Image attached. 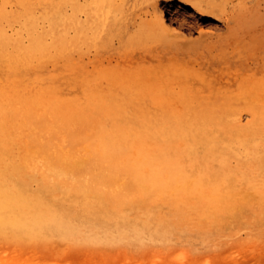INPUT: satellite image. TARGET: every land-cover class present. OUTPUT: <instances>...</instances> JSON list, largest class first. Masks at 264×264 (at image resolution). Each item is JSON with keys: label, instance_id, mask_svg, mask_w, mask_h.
Listing matches in <instances>:
<instances>
[{"label": "bare ground", "instance_id": "bare-ground-1", "mask_svg": "<svg viewBox=\"0 0 264 264\" xmlns=\"http://www.w3.org/2000/svg\"><path fill=\"white\" fill-rule=\"evenodd\" d=\"M180 1L185 4H183V6L191 5L194 9L193 12L197 15H201L204 19L211 17L218 21H222L226 28L224 43L226 44L227 64L229 68H236L234 73L238 74V76L236 75V84L239 89L237 93L240 94V96L257 95L259 91L257 92L256 88L250 89L243 87L242 89V64L248 58H253L254 62L259 61L260 64L258 65H264V0H253L250 5L243 9V0ZM155 3L152 5V8L157 9L158 6ZM66 6L71 7L70 12H68L67 8L64 9ZM114 7H116V5ZM80 10L82 12L85 10V17L83 19V14L80 13ZM111 12V0H90L86 8H81L77 0L0 1V234H5V239L6 236L12 239L28 237L27 241H30L31 246H24V249L21 250L25 251V254H27L26 252H31L28 254L34 255L38 251L36 249V240L39 239H49V241L51 239H54V241L81 239L95 245L105 241L109 243L128 242L130 245L129 242L131 241L135 242L139 240V242H141L142 240L140 241V239L144 238L146 234L148 236L147 238H149L153 230L159 232V235L156 232L159 237L160 233L168 230L164 225L160 224V217H158L159 223H154L146 219L147 217H145L146 212L143 211L144 209L142 210L143 212L139 214V221H135L136 219L132 215L133 205H128V203L133 202L136 197L134 193L131 195L127 191L125 181L119 174V169L121 168L126 169L128 173L134 175L136 188L141 195L139 199H142L144 202L147 197H150L159 205L167 203L166 206L170 208L173 214L172 217L170 216V222L168 221L169 227L191 224L196 215L202 211L200 210L202 204L205 207L209 205L212 211L211 215L215 216L214 222L220 223L223 219L224 212L232 209V206L236 202L235 189L239 184L236 175L231 170L225 171L226 173L223 175L221 171V166L223 165L221 162L218 163V166L210 167L206 165L208 159L215 155V153H222L224 151L223 149L226 142L224 143L225 140L223 138L222 128H226L225 125L229 124L228 122H233L238 119L236 116H238L239 113L237 115L235 105L227 106L225 102L220 105L222 106L221 110L223 113L221 117H223V119L215 118L213 114L214 110L211 108L213 106H211V104H201L193 107L191 114L187 116V123L192 124L193 122L195 127H187L186 124H183V127H181L182 124L176 122L172 125H163L158 118L148 119L144 121L145 123L134 126L132 120L127 119L120 108L115 104H110L107 108L109 109L108 111L114 114L116 119L124 125L126 129L120 133L117 131L102 130L95 137L97 140L94 148L96 151L95 153H100L99 155L102 158L101 162L103 168H101L100 171L101 176L94 175L92 177L90 174L88 175L87 171L83 169L85 166L84 161L88 156H85L86 154L81 156L79 152L80 156L70 153L63 143L66 141V138H63L62 144L58 146L59 148L56 146L53 148L54 144L50 138L44 136L45 134L42 131L44 126L42 122L43 119L41 118L42 115H48L53 120H61L60 117H64L67 122H72L73 119L80 117V100H78L77 97L66 98L56 95L54 92L55 88L58 86L53 85L54 83L40 88L34 87L35 89L31 86L29 87L26 83H22L21 79L23 76L21 77L20 74L36 62H41L56 54H68L72 50L80 48V40L89 29L92 30V35L97 37L98 28L100 29L101 26L107 23V18L110 16ZM148 23L155 29L154 31H157L161 36L166 37L173 34L168 30L167 26L169 25L165 24L162 11H158V13L153 15L152 18L148 20ZM170 23L172 24V22ZM180 24L184 27L186 25V27L192 30L194 29L186 18H182ZM203 29L204 28L201 26L200 31L203 32ZM173 30L178 36L183 33L180 26H175ZM216 35L218 36V34ZM195 47H197V45ZM146 50L147 49H145V52ZM143 52H141V54ZM147 52L149 53V51ZM62 64L65 63L63 62ZM90 64H92V62ZM74 65L75 64H73V66ZM138 65L140 66V64ZM260 66L258 68H260ZM134 68L136 69V67ZM261 69L262 68H260V70ZM7 71H9L13 77ZM4 74L7 75V81H4V78H2ZM61 74L62 71L59 75ZM72 76L73 75H71V77ZM127 77L128 76H126V78ZM37 80H39V77ZM94 81L91 77L86 76L84 86L82 85L81 102L84 105L82 107H84L86 111L92 108L95 109V115H104L103 108L105 106L101 103V94L97 91ZM31 82L32 81H30V83ZM34 82L35 81H33V83ZM147 83L148 82L141 80L138 84L143 88L140 89L138 86L140 93L142 96L145 95V98L139 103L141 106H143L147 98L151 96L150 92L147 91ZM117 84L124 86V88H126L125 85H127L122 81ZM128 88L129 90L132 89L131 92L134 93L133 87L130 88L129 86ZM128 93L130 92L128 91ZM158 96L161 95L158 94ZM223 99H225V97ZM21 111L22 115L20 114ZM174 116L178 117L179 113L174 114ZM206 119L211 120L213 125L212 128L205 127L206 125L203 122ZM46 135L51 136L52 133L50 132ZM179 135L184 136L183 138L185 139V142H183L181 146L189 145L188 152L194 154L196 159L195 164L188 165L187 167L186 165L184 166V162H182L183 158L178 155L175 144ZM92 147H94V145ZM181 149H183V147ZM241 149L242 148H240V150ZM234 150H236V148H234ZM247 151L248 150L245 152L247 153ZM249 154L250 153H248V155ZM114 155L116 157H114ZM127 176H125V178ZM78 190H80V200L76 197H72V193ZM110 198L115 200L113 206L110 205ZM139 199L136 198V200ZM76 200L80 201L84 208L80 216L68 214L63 209L65 202H73ZM138 208L141 209L140 207ZM192 213L193 215L191 217L190 214ZM260 214L262 213L260 212ZM217 235L219 236V234ZM168 239L170 240V236ZM241 240L242 239H240V241ZM156 241L158 240L156 239ZM16 242L19 241L16 240ZM40 243L42 245L44 244L42 242ZM71 243L67 244L66 247L63 245L57 252H52L49 256L45 257V262H38V264H82L81 260L73 255L72 244L74 243ZM52 245H54L53 242ZM59 245V242L55 243V248ZM189 247L190 245L186 248ZM163 250L164 249L161 251ZM232 251L235 250L233 249ZM232 251L230 250L229 253ZM248 252L251 254V251ZM232 253L230 255H232ZM183 255H185L186 258L183 259L187 260V254L184 252ZM234 255H236V253ZM162 256L161 254V257ZM239 256L241 255H238V257ZM175 257L176 256H174V258ZM189 257H191V255ZM231 257H233V255ZM255 257L256 253L254 255V258ZM180 258L182 259V257ZM176 259L179 261L178 263L181 261L184 263L183 259L179 260L177 257ZM234 261L237 262L236 259H234ZM206 263L209 264L211 262L209 260V263L208 261ZM206 263L204 262L203 264ZM88 264H92V262L88 261ZM94 264L109 263H107V260H102V262L95 261ZM189 264H194V262H190Z\"/></svg>", "mask_w": 264, "mask_h": 264}, {"label": "rangeland", "instance_id": "rangeland-1", "mask_svg": "<svg viewBox=\"0 0 264 264\" xmlns=\"http://www.w3.org/2000/svg\"><path fill=\"white\" fill-rule=\"evenodd\" d=\"M77 1L80 3L81 8H86L88 6V3L90 2V0ZM169 1L111 0L112 12L107 18V23L104 26H101L100 29L98 28L97 37H94L92 35V30L89 29L85 32L84 36L80 40V48H76L68 54H56L46 60L30 65L27 70H24L20 74L21 77L23 76L21 81L22 83H26V85L33 88H40L42 86H48L54 83L53 85L58 86L55 88L54 92L56 95H60L61 97L66 98L77 97V99L80 100V117L73 119L72 122H67L64 117H60L61 120H53L48 115H42L41 118L43 119L42 122L44 123L42 131L45 134L44 136L46 138H50V140L54 144L53 148H55V146L58 147L59 145H61V142H63V138H66V141H64L63 143L65 145V148L68 149L70 153H74L76 156H80L79 153L81 154V156L86 154L85 156L88 157H86L84 161L85 166L83 169L87 171L88 175L90 174V176L92 177L94 175L101 176L100 171L101 168H103L101 162L102 158L99 155L100 153H95L96 151L94 149L97 143V140L95 138L97 134H99V132L102 130L117 131L118 133H120L126 129V127L116 119L114 114L108 111L109 109L107 108L110 104H115L118 108H120L125 117L132 120L134 126L145 123L144 121H147L148 119L158 118L163 125H172L176 122L181 123V127H183V124H186L187 127H195V124L193 122L192 124L187 123V116L191 114L193 107L199 106L201 104H211V106H213L211 108L214 110L213 114L215 118L223 119V117H221L223 113V111L221 110L222 106L220 105L224 102L227 106L235 105L237 115L239 113V115L236 116L238 119L236 121L234 120L233 122H228L229 124L225 125L226 128H222L223 138L225 140L224 143L226 142L223 149L224 151L222 153H215V155L209 158L206 163V165L211 167L218 166V163L221 162L223 165L221 166L223 175H225V171L228 170H231L236 175L239 184L235 189L236 202L232 206V209H230L229 211L226 210L223 214L222 221H220V223H217L214 222L215 216L211 215L212 211L210 210L209 205L205 207L201 203L202 206L200 210L202 211L196 215L191 224L169 227L168 224L173 214L170 208L166 206L167 203H165L164 205H159L155 203L150 197H147L144 202L142 199H139L141 198V195L138 193V190L136 188L137 186L134 181V175L128 173L126 169L121 168L119 169V174L120 177H122V179H124L125 181L127 191L131 195H133L134 193L135 197L139 199L136 200L135 198L133 202L128 203V205H133L132 215L135 217V221H139V214L145 211V217H147L146 219L157 223L158 217H160V224L164 225V227L169 231L165 230L163 233H160L159 237V232L153 230L150 233L149 238H147L148 236L146 234L144 238L140 239V241L142 240L141 242H139V240H136L135 242L131 241L129 242L130 245L128 244V242L109 243L108 241H105L95 245L81 239H78L79 241L74 239H72V241H54V239H51L49 241V239H39L36 240V249L38 250L37 252L40 253L38 254L36 252L34 255L28 254L31 252H26L27 254H25V251H21L24 249V246H31L30 241H27L28 237L17 239L14 238V242V239L8 236H6L5 239V234L2 235L1 233L0 264H38V262H45V257L49 256L52 252H57V250L61 249L63 245L64 247H66V245L70 244L71 242L74 243H71L73 245L72 253L75 257H78L81 260L82 264H88V261H91L92 264H94L95 261L102 262V260H107V263L109 264H189L190 262H194V264H203L207 261L209 263V260L212 264H255L257 261L258 262L256 264H264V65H258L260 64L259 61L254 62L253 58H248L247 60H245V62L242 64V89L243 87H247L250 89L256 88L257 92H259L257 95L240 96V94L237 93L239 89L236 84V75L238 76V74L234 73V71H236V68H229V65L227 64L226 44L224 43L226 28L223 25L222 21H218L211 17L204 19L203 17H201V15H197L193 12L194 9L191 5L183 6L184 3H182L180 0ZM247 1L250 2L248 3ZM247 1H242V9L253 2V0ZM154 3L157 4V9L152 8V5ZM115 5L116 7H114ZM66 8L68 9V12L71 11L70 6L64 7V9ZM162 9L164 10V12ZM158 11H162V17L164 18L165 24L169 25L167 27L169 32L173 33L172 35L166 37L161 36L157 31H154L155 29L148 23V20L152 18L153 15L158 13ZM80 13L83 14V19L85 17V10L83 12L80 10ZM182 18H186L194 29L192 30L186 27V25L185 28L183 25H181L180 21H182ZM170 22H172V24ZM175 23L178 24L176 25ZM148 26L150 27V30ZM175 26H180L182 28V35L179 34L178 36V34H175V31L173 30L175 29ZM201 26L205 29H203V32L200 31ZM215 33L218 34V36ZM196 45L198 48L195 47ZM145 49H147L146 52ZM147 51H149V53ZM141 52L143 53L141 54ZM150 53L152 54V56ZM145 56H148L147 59ZM63 62L65 64H62ZM91 62L92 64H90ZM73 64L75 65L73 66ZM138 64H140V66ZM259 66L260 68H262L261 70L260 68H258ZM134 67H136V69ZM60 70L62 71L61 75H59L61 73ZM7 72L13 77V75L9 71ZM71 75H73L74 77H71ZM6 76L7 75L4 74L2 77L4 78V81L8 80ZM86 76L91 77L93 81L95 80L94 85L97 88V91L101 94L100 97L102 98V105L105 106H103L104 115H95V109L92 108L89 109V111H86L84 107H82L84 106L81 102L82 87L84 86V83L86 81ZM126 76L128 77L126 78ZM38 77L39 80H37ZM141 80L148 82L147 91H149L151 94V96L147 98L143 106L139 105L140 101L145 98V95L142 96L139 91L142 88L140 85H138ZM30 81L32 82L30 83ZM33 81H35V85ZM121 81L127 84L125 85L126 88H128L129 86L130 88L133 87L134 93L131 92L132 89L129 90V88L126 89L124 88V86L117 84ZM138 86L140 87V89ZM128 91L130 93H128ZM158 94H160L161 96H158ZM224 97L225 99H223ZM22 111L20 112L21 115ZM82 111L85 113V115ZM177 113H179V116H174V114ZM240 113L242 116L240 115ZM116 122H118L119 125ZM108 123H110L111 125ZM203 123L207 128L213 127L210 119L204 120ZM50 132L52 133L51 136L46 135ZM183 137L184 136L179 135L177 137V140L175 141V144L178 155L183 158L182 162H184V166L186 165L187 167L188 165L195 164L196 159L193 153L188 152L189 145L181 146V144L185 142V139ZM236 137L237 140L239 139L238 141L236 140ZM93 145L94 147H92ZM182 147L183 149H181ZM234 148H236V150H234ZM240 148L242 149L240 150ZM243 150L248 151L246 153ZM248 153L250 154L248 155ZM114 157L116 156L114 155ZM125 176L127 177L125 178ZM72 195V197H76L80 200V190L74 191ZM136 195H138L139 197ZM114 203L115 200L113 198H110V205L113 206ZM81 207L82 203L76 200L73 202H65L63 209L68 214H73V216H80L84 211V208ZM138 207H140L141 209H139ZM260 212L262 214H260ZM166 214L168 215V217ZM190 215L192 217L193 213ZM156 232L158 233V235L156 234ZM216 233L219 234V236ZM166 236H170L171 241ZM255 236L256 238L254 239ZM156 239L158 241H156ZM240 239L242 240L240 241ZM16 240L19 242H16ZM40 242L45 243L42 245ZM52 242L54 243V245H52ZM57 242H59L60 245L56 246L55 248V243ZM188 245H190L191 248H186ZM162 249L164 250L161 251ZM233 249L235 251H232ZM230 250L233 253H229ZM181 251H184L187 254V260H184L186 258L185 255H183L184 252L182 253ZM248 251H251V254ZM224 253L226 256L224 255ZM231 253L233 257H231ZM235 253L236 255H234ZM255 253L256 257L254 258ZM161 254L163 255L162 257ZM173 255L178 259L180 257H182V259L184 258V263H182V261L178 263L179 261L176 259V257L174 258ZM190 255L191 257H189ZM238 255L241 256L238 257ZM250 255L253 257H251ZM182 259L180 258L179 260ZM234 259H236L237 262H235Z\"/></svg>", "mask_w": 264, "mask_h": 264}]
</instances>
